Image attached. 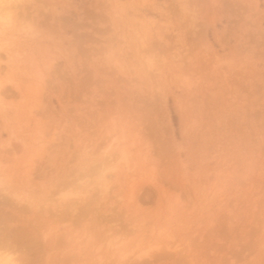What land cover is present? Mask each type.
I'll return each mask as SVG.
<instances>
[{"label": "rangeland", "instance_id": "obj_1", "mask_svg": "<svg viewBox=\"0 0 264 264\" xmlns=\"http://www.w3.org/2000/svg\"><path fill=\"white\" fill-rule=\"evenodd\" d=\"M3 6L0 254L264 264V0Z\"/></svg>", "mask_w": 264, "mask_h": 264}, {"label": "bare ground", "instance_id": "obj_2", "mask_svg": "<svg viewBox=\"0 0 264 264\" xmlns=\"http://www.w3.org/2000/svg\"><path fill=\"white\" fill-rule=\"evenodd\" d=\"M7 0H0V21H4V23L5 22H10V16H8V15H5V16H3L2 14H3V11H5V7L3 6V4H4V2H6ZM10 1H12V0H10ZM14 1V0H13ZM9 3V2H8ZM4 7V8H3ZM7 12V9H6V11H5V13ZM8 12H9V9H8ZM8 18H9V20H8ZM6 20V21H5ZM8 20V21H7ZM2 22H0V23H2ZM6 24V23H5ZM3 25V24H2ZM1 31V30H0ZM137 32V31H136ZM133 33H135V32H133ZM138 33V32H137ZM136 33V34H137ZM144 33V32H143ZM136 39V38H135ZM140 42H141V40H139ZM138 43V42H137ZM136 43V44H137ZM139 46H141L140 44H139ZM144 46H146V45H144ZM153 59V58H152ZM148 60H150V59H148ZM120 155V154H119ZM111 157V156H110ZM104 158V157H103ZM112 158V157H111ZM107 160V159H106ZM109 160V159H108ZM112 160V159H111ZM94 161V160H93ZM103 161H105V160H103ZM103 161H101V163H99V164H101L100 166H102V162ZM95 163H97V162H95ZM98 164V163H97ZM99 164H98V166H99ZM105 164L106 163H104L103 162V166H105ZM96 165V164H95ZM94 165V168L92 167V170L93 169H95V170H97V169H100V167H98V166H95ZM107 166V165H106ZM89 167V166H88ZM85 169H88V168H85ZM103 169V168H102ZM94 170V171H95ZM101 170V169H100ZM88 171V170H87ZM87 171H86V173H87ZM90 171V173L89 174H91V169L89 170ZM77 172H79L78 170H77ZM93 172V171H92ZM104 172V171H103ZM77 175H78V173H76ZM88 174V175H89ZM77 175H76V177H77ZM95 175H97L96 174V172H95ZM100 175V173L98 172V176ZM102 175V174H101ZM79 176V175H78ZM83 176V175H82ZM85 176H86V174H85ZM75 177V176H74ZM84 177V176H83ZM92 177V176H91ZM78 178V177H77ZM82 178V177H81ZM103 178V177H102ZM73 179V178H72ZM76 179V178H75ZM100 179V178H99ZM70 180V179H69ZM91 180V179H90ZM66 181V180H65ZM68 181V180H67ZM66 181V182H67ZM80 181V180H79ZM93 181V180H92ZM95 181V180H94ZM105 181V180H104ZM89 182V181H88ZM99 182V181H98ZM97 182V183H98ZM65 183V182H64ZM73 183H75V180H74V182ZM103 183V182H102ZM96 184V183H95ZM104 184V183H103ZM66 185V184H65ZM68 186H69V189H71L72 187V183H71V185H70V183L69 184H67ZM79 185V184H78ZM105 185V184H104ZM97 186V185H96ZM95 186V187H96ZM103 185H101V187H102ZM61 187V186H60ZM59 187V188H60ZM75 187V186H74ZM90 187H91V185H90ZM100 187V188H101ZM64 188V187H63ZM66 188V187H65ZM68 188V187H67ZM76 188H77V182H76ZM100 188H98V189H100ZM89 188H87V190H88ZM97 189V188H96ZM103 189V188H102ZM109 189V188H108ZM64 190V189H63ZM65 190H67V189H65ZM72 190V189H71ZM98 191V190H97ZM63 192H65V191H63ZM62 192V193H63ZM71 192V191H70ZM103 192H104V190H103ZM106 192V191H105ZM108 192V191H107ZM72 193V192H71ZM77 193H81V192H77ZM77 193H75V194H77ZM93 194V193H92ZM91 194V195H92ZM96 194V193H95ZM101 194V193H100ZM66 195H68L67 193H66ZM91 197V196H90ZM95 197V196H94ZM102 201V200H101ZM106 201V200H105ZM51 202V201H50ZM80 202V201H79ZM88 202V201H87ZM90 203V202H89ZM94 203H96V202H94ZM73 204H74V201H73ZM73 204H70V205H73ZM76 204V203H75ZM75 204L73 205V206H75ZM100 204V203H99ZM95 207H96V205H94ZM105 206V205H104ZM56 207H58V205H56ZM81 207H83V206H81ZM99 207V206H98ZM63 208V207H62ZM72 208V207H71ZM101 208H103V207H101ZM56 209V208H55ZM75 209H77V207L75 208ZM74 209V210H75ZM79 209V208H78ZM82 209H84V208H82ZM88 209V208H87ZM92 209V208H91ZM86 210V209H85ZM88 211V210H87ZM58 213V212H57ZM60 213V212H59ZM96 213V212H95ZM97 213H98V211H97ZM93 214V213H92ZM115 214V213H114ZM120 214V213H119ZM96 216H97V214H95ZM98 215H100V213L98 214ZM95 216V217H96ZM117 216V215H116ZM115 216V217H116ZM70 218H71V216H70ZM80 218V217H79ZM39 219V218H38ZM105 219V218H104ZM59 220V219H58ZM95 220H96V218H95ZM131 220H133V219H131ZM97 221V220H96ZM41 222V221H40ZM62 222V221H61ZM99 223V222H98ZM42 223H40V225H41ZM110 225H112V223L110 224ZM119 225V224H118ZM86 226H88V225H86ZM139 226V225H138ZM41 227H42V225H41ZM74 227V226H73ZM111 227V226H110ZM113 227V226H112ZM119 227V226H118ZM119 229V228H118ZM136 229V228H135ZM72 230V229H71ZM108 230V229H107ZM114 230V229H113ZM116 230V229H115ZM114 230V231H115ZM109 231V230H108ZM110 231H112L111 229H110ZM87 232V231H86ZM99 232V231H98ZM94 233H96L95 231H94ZM104 233H105V231H104ZM107 233V232H106ZM103 234V233H102ZM67 235V234H66ZM72 235V234H71ZM103 236V235H102ZM143 237V236H142ZM59 238V237H58ZM62 238V237H61ZM69 238V237H68ZM56 239H57V237H56ZM60 239V238H59ZM73 239H75L74 237H73ZM72 239V240H73ZM103 239V238H102ZM137 243V242H136ZM138 244V243H137ZM143 244V243H142ZM106 247V246H105ZM107 248V247H106ZM138 252V251H137ZM20 256V255H19ZM127 256V255H126ZM23 257V256H22ZM0 264H15V262L13 261V259H12V257L11 256H9V255H7V254H0Z\"/></svg>", "mask_w": 264, "mask_h": 264}]
</instances>
